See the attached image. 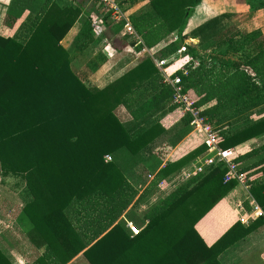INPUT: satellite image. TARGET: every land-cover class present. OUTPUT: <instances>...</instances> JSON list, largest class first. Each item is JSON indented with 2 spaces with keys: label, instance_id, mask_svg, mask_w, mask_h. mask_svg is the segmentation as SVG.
<instances>
[{
  "label": "trees",
  "instance_id": "trees-1",
  "mask_svg": "<svg viewBox=\"0 0 264 264\" xmlns=\"http://www.w3.org/2000/svg\"><path fill=\"white\" fill-rule=\"evenodd\" d=\"M202 2L151 0L149 12L132 16L142 40L138 52L176 37L103 89L76 74L62 45L82 17L83 2L3 4V23L10 28L30 15L14 37L0 36V167L3 176L24 184L16 225L44 249L32 264H69L81 253L89 264H219L226 250L264 226V220L247 227L236 221L212 245L199 234L197 224L237 186L224 182L221 166L188 180L142 217L129 210L139 190L127 174L143 172L146 147L162 139L175 150L139 202L206 151L204 138L192 133V118L173 104L174 90L157 65L178 52L198 61L187 75H174L181 78L183 92L204 108L202 116L221 131L222 149L264 136V117L233 131L218 125L233 116L237 123L248 121L250 110L264 103V34L229 28L209 36L205 25L195 32L202 43L196 50L185 44V27ZM90 22L81 23L79 51L95 40ZM118 106L129 111L132 122L117 119ZM259 152L236 162L243 172L261 167L263 178L250 192L264 210V155ZM107 155L111 161H105ZM128 221L142 228L138 236L131 235ZM0 264H15L1 248Z\"/></svg>",
  "mask_w": 264,
  "mask_h": 264
},
{
  "label": "crops",
  "instance_id": "crops-1",
  "mask_svg": "<svg viewBox=\"0 0 264 264\" xmlns=\"http://www.w3.org/2000/svg\"><path fill=\"white\" fill-rule=\"evenodd\" d=\"M73 1L77 2L78 4H81L83 2V14L79 22L63 40L62 45L66 42L68 36H70V34H72L74 31H76L75 39L78 40V34L81 29L82 21L89 19L92 25V23L97 20L101 15V10L96 5L90 3L88 0ZM119 1L121 2V5L123 6L124 10L130 16V19L132 16H137L150 11L151 0H135L132 3L129 0ZM8 2L9 0H0V36L3 37H6L5 34L8 31H10L11 33L16 30L15 32H17L21 24L23 22H26V20L30 18L29 13L26 12L24 16L20 20H18L13 27L10 28L4 25L3 18L5 8L3 4H6ZM206 2L207 0H203V2L199 6H197L193 15H203L202 10L208 7V3ZM211 17L214 16H200V19L194 22L192 28H190L189 30H185V34H189L190 32H196L193 30L204 22H206L208 19H211ZM253 30L258 29L256 27ZM110 32H112V34ZM171 36H175V34H172ZM9 37L11 36L9 35ZM94 37V42L90 44L89 47L86 48L84 51L78 50L77 54H72L70 51L69 52L72 61V68L76 72V74L78 76L79 73L83 74L88 81L86 82L81 77L80 78L87 85H91L99 89H103L115 80L119 79L125 73L133 69L145 57L149 56L153 58L158 50L167 45L165 40L155 48L146 49L147 53H143V49L138 52L136 50V47L140 44L138 45L137 41H135L132 37L125 36L123 34L122 25H112L110 23H107L104 37L102 39L97 38L95 35ZM194 37L195 38H193L190 34L189 42L186 43L187 45L188 43H191V47L195 48L196 50H200V37ZM104 39L106 40V42H104ZM200 55H203V53L201 52ZM175 58L176 57L170 58V60L167 61L165 65L159 66L157 64L162 74L163 71H167V73L169 74L178 72L181 68L186 67L187 65H193L197 62V60L187 55H185V61H183V63H180V61L177 62L176 60L174 61ZM84 59H86V62L84 61V64L81 65V62ZM173 61L174 63H172ZM82 66H85L87 68H85V73L80 69L82 68ZM162 66L163 69L161 68ZM214 104L215 103H212L208 107H211ZM258 107L264 108V103L259 104L258 106L254 107V109ZM203 109L204 108H202V110ZM250 111L252 114L253 108ZM114 115L123 124L132 122L131 114L123 106H118L114 110ZM236 117L237 116L230 117L225 121H221V123H218V125L222 129L233 131L234 129L242 127L247 122L259 120L264 116L260 118L251 119L250 121H246L244 119L242 121H238V123ZM263 146L264 136H260L233 149L237 151L238 157L244 156L245 154H248L252 151H260L259 153L264 155V150H261ZM174 150L175 149L165 147L163 140L161 139L156 142H153L141 152L142 158L144 160L143 172L133 170L127 174V179L130 184L135 189L139 190V195L133 205L129 208V210L132 211L136 208H141V210L144 211L149 209L150 206L154 205L152 197H154V193L157 190V187L143 201L139 202V196L149 187V185L155 179L159 171L162 170L168 164ZM202 156L192 161L189 165H187L180 171L162 180V190L170 194L175 191L178 187L186 183L188 180H190L192 177L197 175L202 165ZM238 165L241 169V165ZM260 168L261 167L252 168L249 171L244 172L247 174L249 184L248 191L241 185H237L215 209H213L200 223L197 224L196 228L199 234L202 236V238L208 245H212L217 240V238L222 236L236 221H240L242 217L246 216L247 212L249 211V196L254 201H256L250 192L252 183L263 178V174L260 172ZM149 176H152L153 179H149ZM8 195L9 196L7 199H9L12 203H19L20 201L19 204L23 207V202L19 198L20 195L18 196L17 194L10 192H8ZM2 196L6 195H0L1 200L5 199ZM6 212H1L0 206V248L13 257L15 264H29V255L31 253H39L43 250V248L36 247L32 240L29 239L25 234H23L22 231L18 228V226L16 225V218L18 216V213L15 216H12L10 211L8 212L6 210ZM122 218H125V215ZM255 221L243 225L247 227ZM16 228H18V230H16ZM21 234L24 236L23 238L20 237ZM219 264H264V226L254 231L246 238L238 241L228 250H226L220 256Z\"/></svg>",
  "mask_w": 264,
  "mask_h": 264
},
{
  "label": "built area",
  "instance_id": "built-area-1",
  "mask_svg": "<svg viewBox=\"0 0 264 264\" xmlns=\"http://www.w3.org/2000/svg\"><path fill=\"white\" fill-rule=\"evenodd\" d=\"M88 1L96 5L101 10L100 17L91 25L92 31L97 38L102 39L104 37L107 23H110L112 25H122V31L125 36L132 37L138 44L142 43L140 36L131 24L130 16L124 10L119 0ZM104 42H106L105 39ZM146 49V47L143 49V53H147ZM163 63L164 62L158 63V65L161 66ZM197 66L198 61L193 65H187L186 67L181 68L180 71H182L184 75H187L189 68L192 69ZM175 73L169 74L167 71H163L165 83L169 84L174 90L173 104L179 107L180 112L189 115L192 118V133L202 136L206 146V151L202 156V165L197 175L204 173L203 170L221 166L226 169L224 177L225 183L235 181L237 185H241L248 191L249 184L247 174L241 171L238 163L236 162V159L238 158L237 151L234 149L224 150L220 147L219 144L222 139L221 131L212 125L205 116H202V108H198L196 106L197 102L191 100L183 92L181 78L174 75ZM105 161H111V156H105ZM149 179H153V177L149 176ZM157 187L162 189V183L160 182ZM248 200L250 201L249 211L246 216L240 219V222L242 224H248L255 220L264 219V210L260 207V205L257 204V202L250 196ZM128 228L130 229V233L133 237L138 236L142 231V228L136 227L132 222L128 223Z\"/></svg>",
  "mask_w": 264,
  "mask_h": 264
},
{
  "label": "rangeland",
  "instance_id": "rangeland-1",
  "mask_svg": "<svg viewBox=\"0 0 264 264\" xmlns=\"http://www.w3.org/2000/svg\"><path fill=\"white\" fill-rule=\"evenodd\" d=\"M206 3H208L207 4L208 7L202 10L203 15L202 14L199 16L192 15L189 18V21H188L187 26L185 27V30H189L190 28H192L194 22L200 19V16L204 17V15H207V16L213 15L214 17H211V19H208L206 22H204L203 24L195 28L193 31H197L203 26L208 25V28L206 29V32H207L206 34L209 33V36H211L213 35V33L216 34L218 30H226V29L232 28L236 30H241L243 32H251V31H254L253 29L257 27V29L262 31L264 34V0H207ZM15 31L16 30H14L11 33L10 31H8L5 34V36L9 37L10 35L11 37H14L16 35ZM110 33L112 34V32ZM190 34L193 38H195L194 36H196V38L200 37V40H201L200 35H197L195 32L194 33L190 32L189 34L188 33L186 34L187 38L185 40V43L189 42ZM75 37H76V31L70 34L66 42L63 44L67 48V50L70 51L72 54L78 53V49H77L78 44H77V39H75ZM174 37L175 36H171L169 39H167L166 44H168L169 42H172L174 40ZM188 45L191 46L192 44L188 43ZM70 47H71V50H70ZM173 57H176L174 61L175 60L177 62L180 61V63H183V61H185L184 60L185 54L182 51L177 53ZM233 59H235V57ZM84 61L86 62V59H84L81 62V65L84 64ZM174 61L172 63H174ZM166 62L167 61H165L164 63ZM164 63L162 65H165ZM85 68H86L85 66L84 67L82 66V68L80 69L81 71L85 73L86 72ZM162 69H163V66H162ZM75 70H76V67H75ZM79 76L86 82L88 81L83 74L79 73ZM262 116H264V108L258 107L255 109L253 108L252 114L250 113V116L246 119L250 121L251 119L260 118ZM207 170L208 169L203 170L204 174L207 172ZM23 186L24 184L20 178L15 177V176H3L2 170L0 167V195H6V196H2L5 199H2V200L0 199L1 212L2 211L6 212V210L8 212L10 211L12 216L13 215L15 216L19 212V210L22 208V206H20L19 204L20 201L19 203H16V202L12 203L7 198L9 196L8 192L15 193L19 196ZM156 189L157 190L154 193V197H152L153 199L152 201H154L153 206L158 204L162 199L167 197L169 194L158 187ZM160 192H164V193H160ZM153 206H150V208ZM149 209L142 211L141 208H136L135 210H132V212L136 213V215H138L139 217L140 216L142 217ZM128 223H127V227H128ZM12 229H15V228H12ZM16 230H18V228H16ZM20 237L23 238L24 236L21 234ZM43 252H44V249L40 251L39 253L38 252L33 253V254L31 253L29 255V260H28L29 264H32V262H34L37 259V257L42 255ZM69 264H89V263L86 261V259L83 257L81 253L76 258H74Z\"/></svg>",
  "mask_w": 264,
  "mask_h": 264
}]
</instances>
